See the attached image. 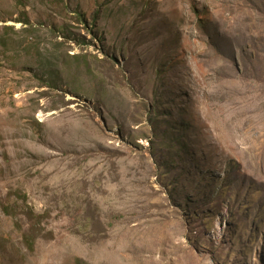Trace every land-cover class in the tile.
I'll return each mask as SVG.
<instances>
[{
    "label": "rangeland",
    "instance_id": "rangeland-1",
    "mask_svg": "<svg viewBox=\"0 0 264 264\" xmlns=\"http://www.w3.org/2000/svg\"><path fill=\"white\" fill-rule=\"evenodd\" d=\"M0 264H264V0H0Z\"/></svg>",
    "mask_w": 264,
    "mask_h": 264
}]
</instances>
